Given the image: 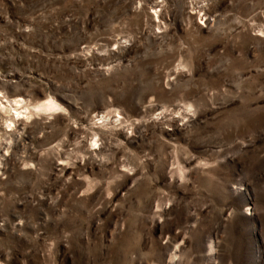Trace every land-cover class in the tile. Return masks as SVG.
<instances>
[{
    "label": "rangeland",
    "instance_id": "obj_1",
    "mask_svg": "<svg viewBox=\"0 0 264 264\" xmlns=\"http://www.w3.org/2000/svg\"><path fill=\"white\" fill-rule=\"evenodd\" d=\"M0 91V264H264V0H0Z\"/></svg>",
    "mask_w": 264,
    "mask_h": 264
},
{
    "label": "bare ground",
    "instance_id": "obj_2",
    "mask_svg": "<svg viewBox=\"0 0 264 264\" xmlns=\"http://www.w3.org/2000/svg\"><path fill=\"white\" fill-rule=\"evenodd\" d=\"M0 97H4V96L2 95V93H1V91H0ZM3 101H7V102L10 103L11 105H19L21 99H15L14 101H11L10 99H5V100H3ZM20 106H21V105H20ZM14 109H15V112H13V114H14L15 116H20L21 112H20L16 107H14Z\"/></svg>",
    "mask_w": 264,
    "mask_h": 264
}]
</instances>
